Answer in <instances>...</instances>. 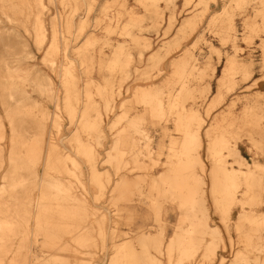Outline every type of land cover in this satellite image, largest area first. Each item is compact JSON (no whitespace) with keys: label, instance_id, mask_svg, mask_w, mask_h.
Here are the masks:
<instances>
[{"label":"rangeland","instance_id":"rangeland-1","mask_svg":"<svg viewBox=\"0 0 264 264\" xmlns=\"http://www.w3.org/2000/svg\"><path fill=\"white\" fill-rule=\"evenodd\" d=\"M9 2L0 0V121L5 132V138L0 140L4 160L0 168V187L4 175L10 171V120L13 119L23 136L17 138L18 149L43 132L44 156L35 169L36 179L63 180L68 183L69 191L84 198L91 208L84 218L86 224L81 227L90 229L88 235L92 244L88 246L74 240L82 233L78 231L65 233L60 242H52V235L45 234L35 221H31V229L36 231L31 232L23 253L27 255V263L79 264L74 256L82 253L90 257L87 261L91 264H149L152 260L167 264L164 253L159 254L153 248L145 250L140 239L157 234L164 227L166 243L180 216L175 200L169 195L154 194L152 182L169 169L171 162L181 159L174 154L183 148V133L177 129V110L170 113L169 106L186 81L192 96L182 98L184 111L188 116L199 117V120H191L187 129L198 130L202 141V146L193 152L192 160L200 157L205 164L203 172L201 167L197 170L203 182L201 193L209 209V225L219 227L223 238L217 230L208 229L205 235L199 236L201 240H194L190 249L180 247L177 263L264 264V30L263 17L257 12L261 0ZM38 20L46 34L42 46L36 42ZM229 24L233 30L219 35L218 32ZM253 26L259 31L250 39ZM52 45L55 46L53 51ZM156 53L165 56L158 66L149 61ZM233 59L236 67L249 68V74L238 70L230 79L225 78ZM115 60L120 63L118 67H115ZM190 66H194L193 75L188 73L183 77L178 73L177 69ZM69 67L75 70L80 92V101L72 100L78 112L75 122L71 121L65 106L63 79L66 74L63 72ZM12 69L15 74L9 77ZM87 81L92 82V101L102 114L100 134H88L82 123L77 122L86 99L83 96ZM10 82L21 90L13 97L5 90ZM43 88L51 89L50 96L42 91ZM98 88L104 91L100 94ZM144 89L162 94L166 108L162 118L154 116L150 107L137 97ZM219 94L221 99H218ZM108 102L111 103L109 107L106 106ZM257 117L259 126L253 123ZM56 118H59V128L54 123ZM139 118L141 122L132 124ZM208 130L212 138L219 131L228 134L227 146L218 158L212 157L209 151ZM77 133L82 142L95 149V172L79 152L75 140ZM127 138L133 143L124 147V143L130 141ZM51 145L58 147L63 158H75L79 166L75 167L67 159L65 172L57 165L48 167L45 156ZM121 150L126 155L122 156ZM137 152L142 153V161L148 165L146 170L137 168ZM240 156L246 160L242 165L245 173L240 170ZM217 165L230 168V172L242 180L244 175L253 174L262 180L263 186L257 185L250 190L247 183L241 181V185L231 189L235 199L228 206L227 186L215 191L212 185L210 192L209 171ZM234 167L239 170L236 172ZM22 176L27 177L28 173L20 171L17 177ZM122 179L127 182L124 191L119 192L117 188L122 185ZM48 192L51 194L54 189L49 188ZM18 195H23V189H19ZM252 196L256 200H250ZM32 197L37 205L40 189H33ZM214 201L225 205L224 213L228 216L225 224ZM57 202L63 205L65 200L51 198L45 202L43 210ZM34 207L35 217L41 207ZM242 211L247 212L241 224L239 214ZM253 221L259 225L257 231ZM20 239L17 236L5 244L1 238L5 251L13 252L7 253L3 264H11L13 259L16 263L22 262L21 257L14 258ZM65 239L71 241L73 256L58 258L65 256L62 250V246L68 244ZM203 241L209 242L201 261ZM53 243H57L55 248L50 247ZM168 263L173 264L172 258Z\"/></svg>","mask_w":264,"mask_h":264},{"label":"bare ground","instance_id":"bare-ground-1","mask_svg":"<svg viewBox=\"0 0 264 264\" xmlns=\"http://www.w3.org/2000/svg\"><path fill=\"white\" fill-rule=\"evenodd\" d=\"M8 1L10 2L12 1L13 3L16 0H8ZM2 6L3 5L1 4V7ZM8 6L9 8L11 7L10 4ZM260 6L261 7L257 12L258 15H261L263 17V30H264V0H261ZM5 8L3 7V10ZM13 8L15 10L17 9L15 5ZM82 30H83V26L80 28V31ZM232 30H233V26L229 24L225 28L221 29L218 33L219 35H221L225 32ZM258 31H259L258 28H255L254 26L251 27L250 36H249L250 39L252 38L253 35L257 34ZM35 32H36V42L39 46H42L44 41L46 40V34H45V30L43 29L42 23L39 20L37 22ZM54 44H55V40H54ZM53 48L55 49V46L53 47L52 45L51 47L52 51ZM164 60H165V56L161 57L159 53L151 55L149 59L151 64L154 63V66H158ZM53 63L54 61L52 59V64ZM186 63L187 62L185 61V64ZM114 64L115 67H118L120 65L118 60H115ZM193 67L194 66H190V68L182 67L177 70L178 73L184 77L188 73L189 75H193L194 73ZM238 70H242V72L245 75L249 74V68L242 69L236 67L235 59H233L230 67L226 71L225 78L227 77L228 79H230V77L234 75ZM63 73L66 74L65 79H63L64 81L63 87L66 93L65 106L71 121L75 122L77 119L78 112H77V105H75L72 100H74L76 103L80 101V92L77 86V77L75 75V70L72 67L65 69ZM14 74H15V69L9 71V77H13ZM13 83L8 84V86H6L7 88L5 89L10 97H13V94L16 92H21L18 85L17 84L14 85ZM91 86H92V82L87 81L84 89L85 96H83V98L86 99L83 102L84 107L79 113V118L77 122L82 123L83 129L88 134H92V133L100 134L98 129L102 125V114L100 113V110L97 107V105L92 101V94L90 91ZM97 90L99 91L100 94L104 91L101 88H98ZM42 91L47 92L48 95L50 96L51 93L50 88H43ZM191 93L192 91H190V89L188 88L187 82L184 81L182 84V88L177 93L175 99L171 100L169 106L170 113L173 112L174 110H177L175 112L177 117L176 118L177 127L184 129L182 130L184 134V138H183L184 144L181 155L185 156L187 158V161L181 163L182 165L179 164L176 169H171V171H169L164 178L163 177L158 178L157 180L154 181V185H152V188L155 187L154 190L157 191L158 196L163 197V195L164 196L169 195V197L172 200L178 202V204L181 206V209L183 211L182 221L179 223L178 227H176L175 235L172 239H170L166 247V253L169 259H171L175 253L179 254L178 251L181 249L180 248L181 246L190 249L194 240L200 239L199 236L205 235L206 234L205 232L208 229H210L209 226L207 225V215L205 211L201 209L202 204L205 202V195L203 196V194L201 193V185L203 184L202 178L196 174V165L193 163L192 160L194 157L193 152L196 151L197 148L201 147V143L199 141V137L197 134H192L187 130L189 123H191V120H197V119L199 120V117L195 114L194 116H190V115L188 116L187 112L184 111L185 106H184V102L182 101V98L190 95L192 96ZM137 97L139 98V100L143 101L145 105L150 107L151 112L154 116L162 118L165 115L166 108H165L164 98L162 97L161 93L145 90L142 91L141 94H139ZM218 97H219L218 99H221V94H219ZM110 105L111 103L108 102L106 106L109 107ZM13 121H14L13 119L10 120V123L12 125L11 126L12 150L10 152V156L8 160L10 165V171L7 175H4L3 177L4 183L1 184L0 187V241L2 238L4 243L7 244V242L10 241L11 238L14 239L17 236L21 238L14 258L21 257L23 260L22 262L16 263L15 261L17 260L13 259L11 261V264H28L27 255L23 253L26 252V247L30 241L31 232L35 233L36 231L35 228L32 231L30 224L31 221H35V225L40 227L41 230H43V232L45 231V234L50 233V235H52L53 237L52 240H55L56 242L60 241L61 238L63 237V234L65 233L71 234L72 232H74L76 234V231H78L79 233L82 232L80 235L78 234V236H76L74 240L77 241L82 246H88V244L86 243L88 240V236H89L88 234L90 233V229L87 230V228H81L84 224H86L84 223L85 221L84 218L89 215V210L87 207L88 205L86 204L85 199L84 198L82 199L80 196L76 195L75 192L73 193L71 189L69 191L68 183L64 182L63 180L48 181L45 179L39 181L38 179H36L37 173L35 169L37 165L40 163V161L43 160L42 159L43 132L40 133L39 135L34 136V139L31 138L32 141L29 142L28 144L24 145L25 143H23L22 147L24 148L18 149L17 138L22 136V134L18 132V129L15 126L16 123ZM132 122H133L132 124L139 123L141 122V118H139L138 120H134ZM259 122L260 121L258 117L255 118L253 121L255 126H259ZM54 123L55 126L59 128L60 126L59 118H56ZM4 138H5V132H4L3 124L0 121V140H3ZM25 139L26 137H24V140ZM127 139L130 140V138ZM75 140L79 144V152L86 157L87 164L90 167L91 171L95 172L96 156H95L94 147L90 144H85L84 142H82L80 139V135L78 133L75 134ZM131 141L133 143V140L131 139L129 142H125L123 146L126 147L128 145H131L132 144ZM226 146H227V142L225 138L223 136H219L217 138L216 143H214L212 148L209 149L212 157L218 158L219 153ZM57 148L58 147L54 145H51L50 148H48L47 155L45 156V164L48 167L50 166L55 167L57 165V167L60 170L65 172L66 171L65 164L67 162V159L71 160V162L75 165V167L79 166L77 160H75V158H73L72 156L66 158L60 156ZM125 153L126 152H124V150H121L122 156ZM140 155H142V153L137 152V154H135V158H136L135 162L138 166L137 168L146 170L148 168L147 167L148 165L144 161H142ZM3 161L4 160L2 155V149H0V168L3 167ZM197 161L199 162L200 160L198 159ZM199 166L201 167L200 169L203 172L204 167L201 162H199ZM20 171H26L28 173V176L17 177ZM215 173L216 172L213 171V178H212L213 185L216 179ZM241 178L242 177L240 176L238 178L237 174L235 173H230L227 177L226 185L227 188H229L228 197H229L230 205L233 203L235 199V194H233L234 192L231 189L235 188L238 185H241L242 184L241 181L247 183L250 190L252 187L257 185L260 187L263 186L262 180L257 179V177L253 174L244 175L243 180ZM126 182H127L126 179H122V182L120 183L122 185L119 186V188H117L119 192L120 190L124 189L123 187H125L124 185L126 184ZM96 183L99 185L100 179L97 178ZM49 188L54 189V192L50 194L48 192ZM19 189H23V195L21 197H19L18 195ZM33 189H40L41 191V198L38 199L37 205L35 204L34 201L35 199H33L32 197ZM51 198L54 199L63 198L65 202L63 203V205L58 202H57L58 204H54V205H52L53 203L52 204L49 203L50 207L46 208V211H49L47 213L46 211L43 210L44 204L47 200ZM250 200H256V197L252 196ZM65 203L69 204L70 208L65 209L64 208ZM34 205L36 207L37 206L41 207L40 208L41 211H39L35 215V217L33 213L35 209ZM199 214L202 215L201 218L200 216L198 217ZM188 223H190V226L185 228L183 225ZM252 223L254 224L255 229L257 231L259 225L257 224L256 221H253ZM165 231L166 229H164L163 227L160 230V235L158 237L155 238L142 237L140 239L141 244H143L144 246H146L147 243H149V245L152 244V246H154V249L159 254H162L163 251L162 242L165 236ZM45 242L47 243V241ZM4 243L1 244L0 242V254L2 253L1 254L2 258L0 256V264H3V259L4 257H6L7 253L11 252L9 250L5 251L6 246ZM56 245L57 243H53V245L52 246L50 245V247L55 248ZM21 250H23L22 253ZM62 250L64 251V248H62ZM20 253L21 256L19 255ZM74 258H78L79 264H91V261H87V260H91L89 256L86 255L80 256L76 254ZM149 264H160V263L152 260L151 262H149ZM178 264L180 263L178 262ZM247 264L250 263L247 262Z\"/></svg>","mask_w":264,"mask_h":264},{"label":"crops","instance_id":"crops-1","mask_svg":"<svg viewBox=\"0 0 264 264\" xmlns=\"http://www.w3.org/2000/svg\"><path fill=\"white\" fill-rule=\"evenodd\" d=\"M177 129H178V131L180 130L181 132H182V130H184L183 128H178L177 127ZM190 133H192V134H197L198 135V137H199V141H200V143H201V146H202V141H201V136H200V134H199V131L197 130V131H192L191 129H187ZM183 133V132H182ZM207 134L210 136V142H209V146L212 148V146H213V144L214 143H216V141H217V138L219 137V136H223L224 138H225V140H226V142L228 141V137H227V133H225V132H221V131H219V132H217L216 134H215V136H214V138H212V136H211V131H207V133H206V136H207ZM208 136V137H209ZM183 138H184V134H183ZM184 139H182V142H181V147L183 146V144H184V141H183ZM181 152H182V150L180 151V152H177V153H175L174 154V156H179L181 159L180 160H177V163H174V162H171L172 163V165H170L169 166V169L168 170H164V172H162V173H160L159 175H158V177H157V179L158 178H160V177H165V175H167V173L169 172V171H171V169H176L177 168V166L179 165V164H181V163H184L185 161H187V160H185L183 157H182V155H181ZM200 154V153H199ZM142 158V157H141ZM199 160H200V157H199ZM240 165H241V168H240V170H241V172L242 173H245L246 171H244V169H242V165H243V161H245L246 162V160L242 157V156H240ZM199 162H201V161H199ZM199 162L197 161V159L196 160H193V163L196 165V174L198 173L197 172V170H198V168H200V166H199ZM168 163V162H167ZM202 163H203V166L205 167V164H204V162H203V160H202ZM225 164H227V163H225ZM182 165V164H181ZM213 168V169H212ZM211 168V170L209 171V177H210V183H211V190H210V192L212 191V185H213V171L214 172H216L215 174V177H216V179H215V183H214V190L216 189L217 190V188H219V189H222L223 187H225V186H227L226 185V180L227 179H225L226 178V175L228 176L231 172H230V168H228V167H226V166H224V167H222V165H217V166H214V167H212ZM235 168V167H234ZM236 170V172H237V169L238 168H235ZM239 170V169H238ZM230 172V173H229ZM228 173V174H227ZM197 175H199V176H201L200 174H197ZM242 175V174H241ZM157 179H155V180H157ZM155 180H153V182H152V185H154V181ZM225 181V182H224ZM119 183V182H118ZM114 188H115V186H114ZM154 188L155 187H153L152 188V191L154 192V194H155V192H157V191H155L154 190ZM167 188V187H166ZM228 194H229V192L227 191L226 192V199H227V201H226V204L229 206L230 205V203H229V197H228ZM205 201H206V198H205ZM176 202V201H175ZM177 204H178V202H176ZM153 204H155L156 205V203L155 202H153ZM214 205H215V209H216V211L220 214V216L222 217V221H223V223L225 224V222H226V220L228 219V216L227 215H225V210H226V208H225V205L223 204V203H221V202H219V201H214ZM88 207V206H87ZM242 207V206H241ZM64 208L65 209H68V208H70V205L69 204H67V203H65L64 204ZM244 208V207H243ZM90 209L91 208H89L88 207V210H89V212H90ZM178 209H179V211H180V216H179V218L177 219V221H176V223H175V225H174V230H173V234L170 236V238L167 240V242L165 243V238H166V231H165V236H164V239H163V242H162V249H163V251H162V254L164 253V255H165V257L167 258V264H169L168 262V256H167V253H166V247H167V244H168V242L170 241V239H172L173 237H174V235H175V232H176V227H178V225H179V223L182 221V218H183V216H182V213H183V211H182V209H181V206L178 204ZM201 209L202 210H204L205 211V213H206V215H207V225L209 226V228L211 229V230H217V232H219V234H221V236H222V232H221V230H220V228L219 227H211L210 225H209V218H210V216H209V209H208V207H207V204L204 202L203 204H202V206H201ZM103 211H105V210H103ZM113 212V211H112ZM246 212L247 211H242V212H240V214H239V216H240V223L242 224V222H243V217H244V215L246 214ZM200 216V218L202 217V215L201 214H199L198 215V217ZM246 216V215H245ZM184 227H188V226H190V223H188V224H185V225H183ZM160 235V230L158 231V233L157 234H154V235H148V236H144V237H158ZM142 238V237H141ZM200 238V237H199ZM222 238H223V236H222ZM199 240H201V239H199ZM64 241H67L68 242V244L67 245H61L62 246V248H64V252H65V256H59L58 258H64V259H66L65 257H67V258H69V257H72L73 255L71 254L72 253V250H71V253H70V249L72 248L71 246H72V244H71V241H68V240H64ZM52 242H56L55 240H52ZM57 242H60V241H57ZM141 242V241H140ZM207 242H209V241H203V242H201V243H203V246H202V249H201V252H202V257H201V261H202V259H203V256H204V253H206L205 252V249H206V244H207ZM223 242H224V239H223ZM86 244H88V245H90V244H92V238H91V236L89 235L88 236V240H87V243ZM60 246V247H61ZM144 247H146L145 248V250L146 249H148V248H153L154 249V246H152V244H150L149 245V243H147V245L146 246H144ZM131 252V251H130ZM133 253V252H132ZM80 256H82L83 254L82 253H80L79 254ZM87 256V255H86ZM56 257V255H54L53 256V258H55ZM75 257V256H74ZM179 259V255H178V253H175L173 256H172V260H173V264L175 263V264H178L177 263V260ZM159 263L160 264H162L160 261H159Z\"/></svg>","mask_w":264,"mask_h":264}]
</instances>
